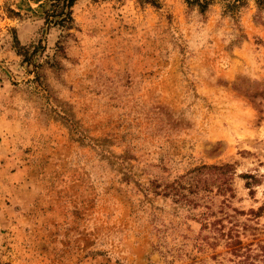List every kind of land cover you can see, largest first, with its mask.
Here are the masks:
<instances>
[{
    "label": "rangeland",
    "instance_id": "rangeland-1",
    "mask_svg": "<svg viewBox=\"0 0 264 264\" xmlns=\"http://www.w3.org/2000/svg\"><path fill=\"white\" fill-rule=\"evenodd\" d=\"M232 230L264 264V0H0V264H236Z\"/></svg>",
    "mask_w": 264,
    "mask_h": 264
},
{
    "label": "trees",
    "instance_id": "trees-1",
    "mask_svg": "<svg viewBox=\"0 0 264 264\" xmlns=\"http://www.w3.org/2000/svg\"><path fill=\"white\" fill-rule=\"evenodd\" d=\"M74 0H68V6H71L73 4ZM226 168H231V165L225 164V165H212L210 167L204 166L203 168L197 170L201 172L202 169H209V170H222ZM240 232L237 231L235 234L232 230L231 233L227 234L228 238L227 239V245L230 248V252L238 257V261L236 264H260L256 263L254 261V258L257 257L259 254L255 252V250L251 247L250 244H245L241 235L239 234Z\"/></svg>",
    "mask_w": 264,
    "mask_h": 264
}]
</instances>
